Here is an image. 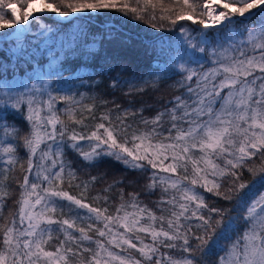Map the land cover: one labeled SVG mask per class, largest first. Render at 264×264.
<instances>
[{
	"label": "snow or ice",
	"instance_id": "1",
	"mask_svg": "<svg viewBox=\"0 0 264 264\" xmlns=\"http://www.w3.org/2000/svg\"><path fill=\"white\" fill-rule=\"evenodd\" d=\"M173 2L176 7L166 4L165 0H135L136 6H131L128 0H0V31L17 25L26 26L30 18L36 19L34 13L38 12L57 13L67 17L77 12L113 9L126 15L131 14L137 20H145L147 17L152 28L158 27L153 23L157 19L168 21L173 26L179 21L188 20L201 25L203 30L222 25V30L225 31L236 23L244 22L234 18L254 15L253 9L259 10L257 14L264 15V0H204L199 4L191 0ZM18 4L21 7H17ZM37 4L39 7L35 6ZM23 31L28 29L25 27ZM180 31L187 32V29L181 27ZM210 35L206 31L199 32V52L205 51L204 46L210 43ZM245 37L230 49L225 48L218 54L214 50L212 54L217 56L214 61L217 66L206 71L201 70L202 62L193 60L191 55L184 62L178 63L180 72L184 73L179 82L181 86L196 78V87L189 86L187 89L197 97L193 101L195 106L176 96L173 107L157 112L151 119L141 118V123L151 125V128L137 129L127 124V118L136 113L125 109L115 117L118 124L113 123L110 111L105 112L100 119L107 121V124H95L94 130L85 135L74 128L69 130L68 124L53 111L57 98L51 92L47 93L49 98L46 102L49 115L42 117L41 109L34 106V95L0 87V140L3 141L0 143V154L5 157L8 165L0 177V218L3 217L5 204L11 196L4 182L17 166L24 168L18 156L17 139L22 141L28 157V167L25 170L27 174L22 181H18L20 193L16 201L17 213L9 222L0 223V248L3 249L0 250V264H85L83 259H78L84 253L91 254L87 264H102V260L103 264H108L101 253L118 260L119 264H141V259L131 255L114 256L100 240L94 241L95 251L84 247L83 242L93 241V237L89 235V231L93 229L99 237L109 236L110 245L120 248L123 244L129 249H135L144 261H153V256L159 252L156 247L159 244L181 253L179 258L169 256L167 264H212L209 257L213 255L214 264H264V21L258 27L247 29ZM189 44L192 49L197 48L196 44ZM243 45H250L253 51L259 50V57L245 56ZM232 50L239 51V56L245 58L226 55ZM193 63L197 67H193ZM160 79L162 77L159 75L155 77V81ZM43 84L42 88L32 85V90L46 92L47 82ZM133 88L144 91L142 87L136 88L130 84L129 91ZM61 99L70 104L77 103L71 96ZM24 105L26 111L23 110ZM94 107V104L83 106L88 113H92ZM9 110L24 117L29 124L28 134L20 136L21 130L8 123ZM178 112L181 114L178 115ZM65 115L70 123L84 125L83 118L77 119L76 109L66 108ZM165 117L172 122L166 137L157 130L163 127ZM177 121H183L187 127L178 125ZM57 125H60L59 131ZM172 130H175V135H172ZM66 134L71 142L68 146L91 164L105 156L131 170H155L149 177L146 189L150 193L160 190L159 203L171 206L162 211H168L170 216L157 217L146 205L141 207L135 192L129 193L131 199L125 201L123 189H120L121 203L116 207L115 215H106L108 208L101 209L85 203L84 192L80 194L81 198H77L68 191L53 190L57 183H65L62 157ZM84 140L94 142L89 151L81 150L80 141ZM49 141L52 143H48ZM54 144L56 158H53L52 152ZM38 152L42 162L45 159L51 160V169H57L59 159V168L55 171L44 168L43 163L37 166L40 170L35 173L36 180L42 177L48 184L43 189V195L37 192L40 184L35 181L30 183L29 180L34 167L32 158ZM166 161L169 162L166 164ZM178 169L184 175H179ZM245 172L248 173L247 177ZM159 173L169 175L161 176ZM209 176L213 179H209ZM66 177L69 186L77 178L70 167ZM218 179L223 183L218 182ZM96 180L97 177H91V182ZM88 183L83 182L85 192L88 190ZM120 183L123 181H114L104 191L109 192L114 185ZM257 184L260 190L252 192ZM197 187L214 192L225 201H232V206L209 207L204 197L196 191ZM249 192L252 194L249 195ZM166 194L168 199L165 200ZM52 198L69 202V208L74 205L79 209H87L91 214L89 219L102 222L103 227H96L95 224L78 227L74 220L54 219L49 215L57 212L56 201ZM94 199L107 201L108 197L97 195ZM192 204L195 206L190 207ZM37 206H41L40 211H36ZM128 208L134 211H128ZM201 209H207V213L201 212ZM233 212L236 213L235 216L232 215ZM193 218L199 223L194 226L182 223V220L190 221ZM144 219L148 223L142 225L141 220ZM157 220L161 222L159 227L156 226ZM25 221L27 226L20 227ZM165 221L168 230L164 228ZM239 221H243L242 230L239 228ZM53 225L57 227L53 228ZM112 225L123 228L124 232L114 233ZM72 229L79 235H74ZM54 232L62 233L64 239L55 246L54 251L46 250ZM126 233L148 234L153 243L146 244L139 235H135L141 245L138 247ZM153 264H161V261L155 260Z\"/></svg>",
	"mask_w": 264,
	"mask_h": 264
},
{
	"label": "trees",
	"instance_id": "2",
	"mask_svg": "<svg viewBox=\"0 0 264 264\" xmlns=\"http://www.w3.org/2000/svg\"><path fill=\"white\" fill-rule=\"evenodd\" d=\"M52 2H55V0H52ZM128 2L131 6H136L135 0H128ZM191 2L199 4L204 0H191ZM165 3L176 7L173 0H165ZM17 6L21 7L19 4ZM252 11L254 15L246 18H236L244 22L236 23L234 27L227 31L222 30L223 26L203 30L201 25L193 24L192 21L188 20L179 21L173 26L168 21L157 19L153 23H156L158 27L152 28L151 24L147 22V17L145 20H137L133 19L131 14L126 15L113 9L73 13L75 17L69 21L59 19L55 13L35 14L36 19L32 20L31 29L23 38L0 41V87H5L13 92H25L34 95V106L39 107L41 110L46 109V102L49 98L47 93L51 92V95L57 98L53 104V108L55 107L53 111L68 124L69 130L74 128L78 133L85 135L94 130L95 124H107V121L100 119V116L105 112L110 111L113 123L118 124L119 121H116L115 117L117 114H122L125 109L136 113L135 116L127 118V124H131L133 128L137 129L151 128V125H143L141 118L151 119L157 112L173 107L176 96L186 100L189 105L195 106L193 101L197 97L194 93H189L187 89L189 86L196 87V78L194 77L193 81L181 86L179 82L182 80L184 73L180 72L177 66L178 63L184 62L191 55L193 60L202 62L203 69L201 70L203 71L216 67L214 61L217 56L212 54L214 50L218 54L225 48L230 49L246 38L245 32L247 29L258 27L264 21V15L257 14L258 9ZM73 14L64 18H70ZM181 27L187 29V32H181ZM15 29L16 26L0 31V37L10 36L15 32ZM200 31L211 34L209 36L210 43L204 46L205 51L203 53L198 51L201 46L199 42ZM189 42L196 44L197 48L192 49ZM242 47L245 56L259 57V50H251L250 45H243ZM226 55L239 57L240 59L245 58L239 56V51L234 50L229 51ZM192 66L197 67L194 63ZM158 75L162 79L155 81V77ZM45 81L47 82L46 92L32 90V85L42 88ZM145 81L148 82L145 83ZM154 82L155 87H153ZM130 84L136 88L142 87L144 91H136L135 88L129 91ZM64 96L73 97L77 103L65 102L61 99ZM105 101L107 103H104ZM90 104L95 105L92 113H88L83 108V106ZM22 107L26 111V105ZM69 107L76 109L77 119L83 118L84 125H87V127L72 124L67 120L65 109ZM141 109H143L142 112ZM9 111L8 123L21 130L20 136L28 134L29 124L24 117L15 111ZM179 114L181 113L178 112ZM203 119H206V117H203ZM162 123L163 127L157 130L166 137L169 135L172 122L165 117ZM177 124L187 127L183 121H177ZM59 130L60 125H57V131ZM130 132L131 129H129ZM172 135H175V130H172ZM59 142L58 139L57 143ZM0 143H3V141L0 140ZM48 143L52 142L49 141ZM70 143L66 134L62 157L65 164V183L63 185L57 183L53 190L68 191L77 198H81L80 194L84 192L83 199L85 203L101 209L108 208L106 215H115L116 207L121 203L119 199L120 189H123L125 201L131 199L129 193L135 192L138 194L141 207L146 205L157 217L163 215L167 218L170 216L168 211H162V209H168L171 206L159 203L161 200L160 190L157 189L155 192L150 193L146 189L149 177L155 170L149 169L144 172L131 170L115 159L105 156L100 157L95 164H91L85 161L76 150L70 148L68 146ZM92 143L94 142L88 140L80 141L81 150L89 151ZM16 144L18 146V156L24 168L21 169L17 166L15 171L8 174L9 178L4 182L7 184L11 196L5 204L0 223H7L16 215L18 210L16 201L20 193L18 181H22L23 176L27 174L25 170L28 167V157L25 154L22 141L17 139ZM41 147L43 148L44 145ZM52 152L53 158H56L54 155L56 152L55 144ZM39 155L38 152L37 156L32 158L34 167L29 180L30 183L35 181L40 184L37 192L43 195V189H46L48 184L42 180V177L40 180H36L35 173L40 170L37 166L43 163L44 168L55 171L59 168V159L57 160V169H51V160L45 159L42 162ZM217 162L220 163V161ZM256 163H259V160H256ZM6 167L8 165L5 163V157L0 154V177H2L3 170ZM69 167L76 173L77 177L71 186H69L66 177ZM190 173L191 168L189 166ZM178 174L184 175L180 169H178ZM159 175L169 174L159 173ZM94 176L97 177V180L91 182V177ZM247 176L248 173L245 172V177ZM209 179H213V177L209 176ZM114 181H123V183L116 184L109 192H105L104 190L108 185L113 184ZM83 182H89L86 192L83 188ZM218 182L223 183L219 179ZM78 184L81 186L77 187ZM258 190H260L258 184L252 188V192ZM196 191L204 197L205 203L209 207L230 208L232 206V201H225L222 197L216 196L214 192H207L201 187H197ZM252 192H249V195ZM97 195L107 196L108 200L94 199ZM52 199L56 201L57 212L49 215H52L54 219L74 220L78 227H87L89 224L103 227L102 222L89 219L91 214L88 213L87 209H79L74 205L69 208V202L58 198ZM164 199H168L167 194ZM194 206V204L190 205V207ZM127 210L134 211L132 208ZM201 212L207 213V209H201ZM232 215L235 216L236 213L233 212ZM146 223H148L146 219L141 220L142 225ZM160 223L157 220L156 226L159 227ZM182 223L194 226L199 221L193 218L190 221L182 220ZM238 224L242 230L244 227L243 221H239ZM52 227L56 228L57 226L53 225ZM111 227L114 233L124 232L123 228L116 225ZM164 228L168 230L166 221L164 222ZM195 230L193 227V231ZM71 231L74 235H79L75 232V229ZM53 234L56 235L46 245V250L54 251L55 246L64 239L62 233L54 232ZM89 235L93 237V241L83 242L84 247H90L95 251L94 241L100 240L114 256L128 257L131 255L136 259H141V264H153L155 260H160L161 264H167L169 256L179 258L181 255L177 249H169L157 244L156 247L159 248V252L153 256V261H144L135 249H129L127 245L122 244L120 248H117L108 244L109 236L99 237L94 229L89 231ZM126 235L138 247L141 245L135 239V235H139L146 244L153 243L150 235L145 233H126ZM57 236H59V239L55 238ZM0 250L3 249L0 248ZM90 255V253H84V256L78 259H83L87 264ZM101 256L108 261V264H119L118 260H112L106 253H101ZM209 260L214 264L215 256H210Z\"/></svg>",
	"mask_w": 264,
	"mask_h": 264
},
{
	"label": "rangeland",
	"instance_id": "3",
	"mask_svg": "<svg viewBox=\"0 0 264 264\" xmlns=\"http://www.w3.org/2000/svg\"><path fill=\"white\" fill-rule=\"evenodd\" d=\"M18 7V6H17ZM37 7H39V5L37 4ZM45 13H50V12H38V13H34V16H35V14H45ZM55 15H56V17H58V18H61L62 16H59L57 13H55ZM75 15L73 14V16L72 17H74ZM248 16H250V15H248ZM247 16V17H248ZM238 18V17H237ZM62 19H64V18H62ZM236 18H234V20H235ZM209 23H211V21H209ZM28 25H26V26H24L23 25V27H27ZM222 26V25H221ZM17 29H18V25L16 26V29H15V32L13 33V35H16V32H17ZM211 29H214V28H211ZM23 35V33H21V36ZM55 108V107H54ZM53 108V109H54ZM47 115H49V111H48V108L46 107V109H43V110H41V116L42 117H46ZM51 129V126L49 125L48 126V129ZM43 203V202H42ZM40 207L41 206H37V208H36V211H40ZM21 226H23V227H26L27 226V221H25V224L24 225H21ZM56 234H53V237L55 236ZM56 238V237H55ZM54 238V239H55ZM122 246V245H121ZM112 260H114L115 261V259H112Z\"/></svg>",
	"mask_w": 264,
	"mask_h": 264
},
{
	"label": "water",
	"instance_id": "4",
	"mask_svg": "<svg viewBox=\"0 0 264 264\" xmlns=\"http://www.w3.org/2000/svg\"><path fill=\"white\" fill-rule=\"evenodd\" d=\"M18 27H19V25H18ZM30 29H31V24H30V26H29L28 31H26L25 34L29 33ZM23 37H24V36H22V37H15L14 35H10V36H6V37H0V41H10V40H12V39H21V38H23Z\"/></svg>",
	"mask_w": 264,
	"mask_h": 264
},
{
	"label": "bare ground",
	"instance_id": "5",
	"mask_svg": "<svg viewBox=\"0 0 264 264\" xmlns=\"http://www.w3.org/2000/svg\"><path fill=\"white\" fill-rule=\"evenodd\" d=\"M35 6L37 7V5H35ZM31 20H32V18H30V20H29V24H28V26L26 27L27 29H29V26H30V24H31ZM24 28H25V27H23V25H19V27H18V29H17V32H16V35H14V36H16V37H21V33L25 34L26 32L23 31Z\"/></svg>",
	"mask_w": 264,
	"mask_h": 264
}]
</instances>
